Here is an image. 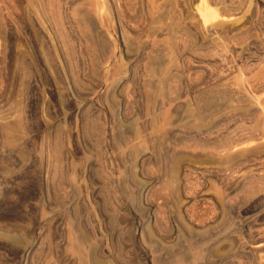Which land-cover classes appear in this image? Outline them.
<instances>
[{
    "label": "rangeland",
    "instance_id": "374dc122",
    "mask_svg": "<svg viewBox=\"0 0 264 264\" xmlns=\"http://www.w3.org/2000/svg\"><path fill=\"white\" fill-rule=\"evenodd\" d=\"M178 1L180 0H176V2L175 0H0V264H88L87 246L90 242L92 243L90 245L94 247L100 243L105 249L103 257L100 254L98 256L94 255L96 260L101 261L102 264H151L149 244H151L150 240L152 239L151 233H154L157 225L148 216L145 198L149 197L147 204L156 203L157 200L160 201L161 198H164L165 193L170 189L171 183L169 184V182H171V179H175L178 170L180 175L184 167L188 170L186 173L189 174L187 175L189 179H186L188 181L186 182L189 183H186L187 185L195 186V184L202 183V188L197 187V189L199 188V191H203L204 193L202 192V194L204 196L211 198V200L217 197L219 185L217 184L216 186V182L212 178L211 180L208 179L209 182L203 181L197 173V171H200L199 168L215 165L209 159L201 156L196 157L204 149L199 142L190 139L191 136L196 135L197 127L202 125V123L206 124L205 126L207 127L217 124L213 126L217 127V131L214 128L216 134L214 133L215 136L211 139L219 135L220 137H216L219 138L218 140L221 139L225 132H229L231 136L234 133L235 135L236 133L237 135L243 133L244 138L247 137L246 141L243 145L237 147V150H241V148L251 150L255 148L256 145L253 146L254 144L261 142L258 141L256 143L252 139L250 140V130L253 126H256V121H259V129L262 130L264 126V0H244L245 6L243 5V8H246L243 13L245 16L243 13L235 15V20H238L241 16L245 17L238 20L242 24V28L230 35L231 40H225V44H230V52H226V54L220 50L210 54L209 49L205 48V46L203 47L198 37H195L196 31L193 26L196 23L197 16H195L193 7L198 3V0H187L185 3ZM165 3L166 5H164ZM218 8L222 9L221 12L219 11L221 14H234L231 9L226 7V9H223L222 5H219ZM117 9H120V11ZM117 12L120 14L119 17ZM239 22L237 25H239ZM122 33H124L123 37ZM104 37L109 38L111 41L112 46L110 45L108 52L103 46ZM239 43L244 44L240 45ZM238 48L243 51L241 50L240 52ZM217 49L221 48L218 47ZM231 53L233 54L231 55ZM237 53L239 54L237 55ZM244 58L245 60H243ZM115 62L121 63L116 64ZM156 62L162 63V74L157 72ZM240 65L241 67H239ZM110 70L112 74L120 73L117 74V79L113 78V75L107 77V73ZM126 71H130L131 84H128L129 81L124 82L125 85L123 84L122 86L120 83L116 84L120 76L126 75ZM132 75L135 78L132 79ZM157 75L160 76L157 77ZM162 79L166 81L163 83L165 87L162 84L164 82ZM113 82H115V85ZM159 85H162L164 89L161 87V90ZM120 86L122 90L124 89V92L128 89L127 87L130 89L134 86L135 89H128V92H130L126 91L127 93H124L122 90H118L121 89ZM144 87H147V90ZM112 89H115L113 90L114 94L110 93ZM89 90L93 91L94 94L89 96L91 92ZM108 90H110L111 97L107 95L109 94ZM164 90L165 92H163ZM232 92L234 93L232 94ZM178 93L181 97L178 96ZM85 94L89 96L87 100L84 99L86 97ZM142 94L144 96L145 94L147 95L144 97ZM153 94L155 99L157 96L160 98L162 95L167 97V94V98H176L177 100L172 103L171 108L177 109L179 111L176 110L178 114L180 112L182 114L180 113L178 118L177 112L169 108L171 113L169 115L167 110V114L169 117L173 116V119L170 117L172 121L175 120L169 132L172 137L170 135L168 137L169 140L165 139L168 141L164 140L162 143L157 141L155 144L153 141L154 146L150 144L151 141L147 142V145L145 144L147 148H144L148 152L151 151V154H149H153L150 157L154 160L150 158L152 162L148 163L147 161L146 166H144L145 180L148 181L146 179L148 176V179L153 182L149 186V194L146 197H142L139 194L135 195L136 182H142L134 168L136 153L130 152V149L123 145L119 149L117 148L122 144L119 141L126 138L124 132H121V134L123 133L125 136L117 132V135L120 136L115 135V140L120 138L118 140L119 143L114 141L115 143L112 147L110 141L113 124L110 114L112 112L114 114L115 110V114L120 113V111L124 113V109H127L125 114L131 115L130 117L133 115H135L133 117H136V114L137 117L138 115L139 117H146L149 113V111L146 113L148 110L145 109L147 107L146 103L148 98H150L149 96L153 99ZM229 95L235 96V98H230L228 97ZM112 97L116 98L115 102ZM123 97L126 98L124 99ZM133 97L134 99H132ZM146 97L147 100L143 101L142 99H146ZM127 98L128 100L132 99V102L130 100L128 102ZM180 98L182 101H180ZM204 101L209 102L212 108V110L210 108L208 111L209 114L206 112L210 117L204 113V119L207 122H205L206 120L202 121L201 118L203 117L200 118L199 116L203 103H205ZM107 102L109 105L111 104L110 108L106 104ZM133 102L136 104L133 105ZM117 104H119V107H116ZM199 105H202L201 109ZM133 106L136 108H133ZM248 109L251 111H247ZM177 118L179 119L178 121ZM227 118L228 120H226ZM105 119L107 125L104 122ZM81 120L83 122L90 121V123H93L92 125L96 124L94 126H98L96 127L98 129L102 128V130H105L107 128L105 130V138L101 136L102 134L99 136L101 138L96 136L98 140H103V142L99 141L100 143H98V145L102 146H95L97 143L94 141L96 140L94 134L84 133L79 126L75 127ZM220 121L223 122L221 123ZM57 129L60 131L61 139L64 141V143L62 141V144L65 146V150L63 148V156L65 155L63 159L66 161L62 160L63 168L59 163L58 165L56 164L55 159L54 137L58 133ZM180 129H182V134ZM240 129L244 131L242 132ZM217 132L221 134H217ZM154 134L157 137V133L155 132ZM89 136H91V139L88 138ZM180 137H187L184 143L177 141ZM216 138L214 140H217ZM94 142L95 144H93ZM177 143L179 144L177 145ZM94 146L96 149L98 148L97 152ZM237 150L235 151L236 154L233 153L234 151L232 152L233 155H239L243 151L242 149L237 153ZM96 153H98V156ZM127 155L130 157L128 158ZM131 156L133 157L131 158ZM237 156L234 157L237 158ZM176 157L178 158L176 160H180L178 163L179 167H177L178 164L174 165ZM92 158L93 160L91 161L90 159ZM101 158L105 159L102 160ZM100 161H102V164H100ZM259 161L257 162L260 164L262 162L264 165V157ZM103 163L105 165L108 163V172L106 171L108 170L107 166H104ZM94 166L95 168L96 166L98 167L97 172L95 171L97 169L90 168ZM103 166L105 169H103ZM261 166H258V168ZM158 167H162V169H157ZM84 168L87 169V172H84ZM102 169L107 174L105 171L103 173ZM172 169L177 171L173 172ZM57 171L60 175L63 172L62 177L58 175ZM99 171H102L103 174L100 175ZM82 172L86 173L84 174L85 176ZM109 173L113 174L109 176ZM261 174L264 176V172L262 173L261 171ZM101 176L103 179H101ZM96 177L100 179L97 180ZM104 177L108 178L107 181ZM92 178L95 181H91ZM118 180H120V183ZM255 181L251 182L253 185H249L250 181H248L249 186L247 182L246 184L239 183L238 187L233 190L225 191V194L228 193L229 199L230 197L232 199H230L231 201L228 199L230 204L226 203V207H223V219H221L222 213L217 209L220 214L215 220H210V222L208 221L204 224L207 225L206 227L204 225L194 227L193 225V232L196 236L200 235L199 237L202 240L199 245H190L189 242L184 241L183 237H181V241L173 237V239H169L168 242L170 243L167 246L169 247L178 241L181 247L178 246L180 248L174 249L175 252L189 247L188 250L189 252L191 251V255L194 254L200 260L205 261L210 255L230 253L229 258L227 257L220 264H264V245L257 248L258 250L253 254L243 253V251L246 252L248 250L247 248L251 244L253 245L252 242L256 243L254 245L259 244V242L264 244V178L261 183H258L260 182L258 180L257 183ZM132 182H134L135 186ZM119 184L121 185L118 186ZM240 184H243L242 187H244L240 188L241 190L239 189L241 187ZM90 187L95 190L93 193H91ZM187 191L181 194L180 192L177 193L178 198L176 195L172 197L173 199L169 198L165 205L161 206L159 204L161 209L157 211L159 212L158 216L161 213L162 216L160 217L162 219H164L163 216H169L170 219L171 216L177 217L184 208L182 201L184 202L185 199L188 201L192 200L191 196H187V193L191 192V190ZM127 192L129 193L127 194ZM255 193L257 194L254 195ZM158 197L160 198L156 199ZM257 197L258 201L256 200ZM259 199L262 200L260 201ZM186 200L185 202H187ZM163 201L159 203L162 204L164 203ZM189 202L191 203V201ZM57 203L60 205L59 207H57ZM190 203L188 206H191ZM231 204L233 206H230ZM182 205L183 208L180 209ZM231 207H233L232 212L234 215L237 214L239 209L242 210L244 207H248L244 216L250 222L244 230H234L237 233L233 231V235L230 234L231 236H229L230 239H226L218 235V232L228 227L230 222L228 216ZM56 210L59 211L55 212ZM52 212L54 214L62 213L61 217L63 220L54 224L55 220L54 222L51 220L53 218H51ZM71 215H73V218ZM160 217H158V220H160L157 224L164 231L166 226L163 225L166 223ZM44 218L48 221H45ZM160 221H164L161 222L163 225L160 224ZM74 222L75 224H73ZM91 223L96 225V227L94 225L96 239H91L87 244H83V247L80 248L82 252L79 254L74 248L75 246L78 247L76 237L81 235L85 237V230L89 228V224L90 226L92 225ZM208 225H210V233L215 230L219 237H216L217 235L213 236L212 239L209 237V232L206 231L208 230L206 229ZM229 226L231 229L233 228L232 225ZM100 227L102 228L100 229ZM140 229L143 231V237ZM249 231L251 232L249 233ZM88 232L89 229L87 230ZM250 234L251 237H249ZM233 239H235V242L232 241ZM29 244H35V254L33 253L34 255L31 258H25L21 252ZM244 247L246 250H244ZM23 259H26V261Z\"/></svg>",
    "mask_w": 264,
    "mask_h": 264
},
{
    "label": "bare ground",
    "instance_id": "6f19581e",
    "mask_svg": "<svg viewBox=\"0 0 264 264\" xmlns=\"http://www.w3.org/2000/svg\"><path fill=\"white\" fill-rule=\"evenodd\" d=\"M114 1V0H113ZM180 1H182L183 3H185V2H187V0H180ZM180 1H178V2H180ZM112 2V1H111ZM110 2V3H111ZM175 2H176V0H175ZM198 3L193 7L194 8V13L196 14L195 16H197V20H196V23L194 24V26L193 27H195L194 28V30L196 31V36L195 37H198V39L201 41V45L204 47L205 46V48H208L209 49V53L211 54H213V52H215L216 50H220L222 53L223 52H225V54H226V52H230V50H229V45H227V44H225V40H228V39H230V35L232 34V33H235L236 31H238L239 29H241L242 28V24H240V22L238 21V20H240L241 18H243L244 16H245V14L243 13L244 12V9L246 8H243V5H244V0H237V2H235V0H198L197 1ZM114 3V2H113ZM125 3V2H124ZM253 3V2H252ZM264 4V3H263ZM116 5V4H115ZM164 5H166V3L164 4ZM179 5V4H178ZM194 5V4H193ZM219 5H222L223 6V9L226 7L227 9H231L233 12H234V14H229V15H226V14H221L220 12H221V10H220V8H218V6ZM245 6V5H244ZM259 7V6H258ZM176 8V7H175ZM188 8V7H187ZM225 8V9H226ZM121 9V8H120ZM120 9L118 10V11H120ZM189 9V8H188ZM190 10V9H189ZM230 10V11H231ZM247 10V9H246ZM261 10H263V9H261ZM164 11V10H163ZM184 11V10H183ZM220 11V12H219ZM223 11H225V10H223ZM229 11V10H228ZM256 11V10H255ZM247 12H248V10H247ZM226 13V12H225ZM238 13L239 14H241V13H243L244 14V16L242 17H240V18H238V20H235V15H238ZM250 13V12H249ZM117 14H118V12H117ZM242 14V15H243ZM119 15L120 14H118L117 16L119 17ZM167 17V16H166ZM171 17V16H170ZM178 17V16H177ZM245 18V17H244ZM256 18H257V16H256ZM129 19V18H128ZM159 19V18H158ZM176 19V18H175ZM174 19V20H175ZM95 20V19H94ZM173 20V21H174ZM178 20V19H177ZM172 21V22H173ZM258 21V20H257ZM239 22V25H237V23ZM242 22V21H241ZM174 23V22H173ZM192 23V22H191ZM246 23V22H245ZM89 24V23H88ZM123 25V24H122ZM250 25V24H249ZM171 27V26H170ZM249 27V26H248ZM175 28H177V27H175ZM180 28V27H179ZM169 29V28H168ZM246 31V30H245ZM190 32V31H189ZM176 33V32H175ZM243 33V32H242ZM124 33H122V37L124 36L123 35ZM174 34V33H173ZM192 34V33H191ZM98 36V35H97ZM174 36V35H173ZM235 36V35H234ZM239 36V35H238ZM241 36V35H240ZM99 37V36H98ZM242 37V36H241ZM105 38V37H104ZM234 38V37H233ZM102 40H103V38H102ZM124 40V39H123ZM231 40V39H230ZM245 40V39H244ZM259 40H260V38H259ZM264 40V39H263ZM194 41V40H193ZM196 41V40H195ZM178 42V41H177ZM227 42V41H226ZM232 42V41H231ZM237 42V41H236ZM246 42V41H245ZM244 42V43H245ZM259 42V41H258ZM184 43V42H183ZM228 43V42H227ZM230 43V42H229ZM233 43V42H232ZM242 43V42H241ZM241 43H239L240 45H243V44H241ZM239 44H238V46H239ZM249 44H250V42H249ZM260 44V43H259ZM110 45H111V41L109 40V38H105L104 39V41H103V46L106 48V51L110 48ZM112 46V45H111ZM261 46V45H260ZM263 46V45H262ZM127 47H129V46H127ZM221 48V49H217V48ZM244 47H246V46H244ZM130 48V47H129ZM201 48V47H200ZM249 48V47H248ZM247 48V49H248ZM131 49V48H130ZM233 49H234V47H233ZM239 49V48H238ZM240 50V49H239ZM242 50V49H241ZM241 50H240V52H241ZM237 51V50H236ZM236 51H234V52H236ZM243 51V50H242ZM245 51H246V49H245ZM252 51V50H251ZM108 52V51H107ZM238 52V51H237ZM249 53V52H248ZM206 54V53H205ZM227 54H229V53H227ZM233 53H231V55H232ZM239 53H237V55H238ZM202 55V54H201ZM252 56V55H251ZM250 56V57H251ZM221 57V56H220ZM249 57V56H248ZM104 58H105V56H104ZM228 58V57H227ZM230 58V57H229ZM260 58V57H259ZM121 59V58H120ZM261 59H262V57H261ZM109 60V59H108ZM134 60V59H133ZM243 60H245V58L243 59ZM249 60V59H248ZM103 61V60H102ZM117 61V60H116ZM228 61V60H227ZM250 61H251V59H250ZM153 62H155V61H153ZM224 62V61H223ZM116 64H119V63H121V62H115ZM114 63V64H115ZM157 64V72L159 73L160 72V74H162L161 73V70H162V63L161 62H156ZM211 63V62H210ZM213 63V62H212ZM243 63V62H242ZM241 63V64H242ZM154 65H155V63H153ZM240 64V63H239ZM244 65V64H243ZM95 66V65H94ZM119 66V65H118ZM129 66V65H128ZM131 66V65H130ZM153 66V65H152ZM165 66V65H164ZM233 66V65H232ZM74 67V66H73ZM115 67H117V66H115ZM238 67V66H237ZM239 67H241V65L239 66ZM135 68V67H134ZM234 68V67H233ZM114 69H116V68H114ZM118 69V68H117ZM121 69V68H120ZM237 69H239V68H237ZM241 69V68H240ZM74 70H75V68H74ZM92 70V69H91ZM119 70V69H118ZM117 70V71H118ZM178 70V69H177ZM221 70V69H220ZM228 70V69H227ZM242 70V69H241ZM112 71H113V69H112ZM112 71L110 70V71H108V73H107V77L108 76H110V75H113V78L115 77L116 78V76L118 77V73L115 75V74H112ZM116 71V70H115ZM128 71V70H127ZM125 72L126 73V75H122V77L120 76L119 78L120 79H118V82L116 83V84H118V83H120L121 84V86L124 84L125 85V83L127 82V81H129L128 82V84H131V81H130V71L129 72ZM264 71V70H263ZM75 72V71H74ZM120 72H121V70H120ZM124 72V71H123ZM156 72V73H157ZM163 72V71H162ZM73 73V72H72ZM106 73V72H105ZM114 73V72H113ZM127 73H129L128 75H127ZM229 73V72H228ZM252 73V72H251ZM74 74V73H73ZM77 74V73H76ZM75 74V75H76ZM95 74V73H94ZM120 74V73H119ZM165 74V73H164ZM247 75V74H246ZM86 76V75H85ZM92 76H93V74H92ZM134 75H132V79L133 78H135V77H133ZM160 76V75H159ZM158 75H157V77H159ZM226 76V75H225ZM75 77V76H74ZM76 77H78V76H76ZM112 77V76H111ZM164 77V76H163ZM79 78V77H78ZM112 78V79H113ZM154 78V77H153ZM162 78V77H161ZM256 78V77H255ZM260 78V77H259ZM264 78V77H263ZM111 79V78H110ZM117 79V78H116ZM144 79V78H143ZM156 79H158V78H156ZM166 79V78H165ZM106 80H107V78H106ZM168 80V79H167ZM248 80V79H247ZM257 80V79H256ZM75 81V80H74ZM73 81V82H74ZM108 81V80H107ZM112 81V80H111ZM110 81V82H111ZM114 81V80H113ZM134 81V80H133ZM137 81V80H136ZM152 81V80H151ZM158 81H159V79H158ZM162 81H164L163 79H162ZM169 81V80H168ZM238 81V80H237ZM254 81V80H253ZM259 81V80H258ZM109 82V83H110ZM125 82V83H124ZM149 82V81H148ZM154 82V81H153ZM161 82V81H160ZM166 81H164V82H162V84L163 83H165ZM227 82V81H226ZM256 82V81H255ZM112 83V82H111ZM137 83V82H136ZM135 83V84H136ZM140 83V82H139ZM159 83V82H158ZM158 83H156V84H158ZM246 83V82H245ZM258 83V82H257ZM113 84L115 85V82H113ZM113 84H111V85H113ZM161 84V83H160ZM230 84H231V82H230ZM234 84V83H233ZM232 84V85H233ZM254 84V83H253ZM259 84V83H258ZM134 85V84H133ZM164 85V84H163ZM236 85V84H235ZM248 85V84H247ZM255 85V84H254ZM253 85V86H254ZM257 85V84H256ZM259 85H261V84H259ZM121 86H120V88H121ZM127 86H129V85H127ZM160 86V85H159ZM179 86V85H178ZM241 86V85H240ZM252 86V87H253ZM79 87V86H78ZM83 87V86H82ZM110 88H111V86H109ZM115 87V86H114ZM126 87V86H125ZM156 87H158L157 85H156ZM161 87H162V85L160 86V89H161ZM164 87H165V85H164ZM227 87V86H226ZM230 87V86H229ZM234 87V86H233ZM238 87V86H237ZM264 87V86H263ZM109 88V89H110ZM128 89H129V87H127ZM131 88H133V89H135L134 88V86L133 87H131ZM131 88L129 89V90H131ZM145 88V87H144ZM147 88V87H146ZM145 88V89H146ZM152 88V87H151ZM242 88H243V86H242ZM79 89V88H78ZM128 89L126 90L127 92H128ZM132 89V91H134ZM153 89V88H152ZM159 88H158V90H160ZM162 89H164L163 87H162ZM161 89V90H162ZM230 89H231V87H230ZM253 89H255V88H253ZM252 89V90H253ZM82 90H84V89H82ZM81 90V91H82ZM113 90H115V89H112V92H110V93H112V94H114L113 92ZM118 90H122V88L121 89H118ZM147 90V89H146ZM237 90V89H236ZM245 90H246V88H245ZM89 91H91V90H89ZM89 91H87V92H89ZM109 91L110 90H108V93H109ZM119 91V92H120ZM123 92H124V89L122 90ZM125 91V92H126ZM131 91V92H132ZM169 91V90H168ZM226 91V90H225ZM233 91H234V89H233ZM238 91H239V89H238ZM237 91V92H238ZM248 91H249V88H248ZM107 92V91H106ZM123 92H121V93H123ZM124 92V93H125ZM126 92V93H127ZM130 92V91H129ZM128 92V93H129ZM136 92V91H135ZM134 92V93H135ZM144 92H145V90H144ZM147 92V91H146ZM157 92V91H156ZM162 92V91H161ZM163 92H165V90L163 91ZM234 92H236V91H234ZM234 92H232V94L234 93ZM242 92V91H241ZM247 92V91H246ZM245 92V93H246ZM251 92V91H250ZM110 93L109 94H107V95H109L110 96ZM118 92H116V94H117ZM148 93V92H147ZM152 93H154V92H152ZM79 94V93H78ZM89 94V93H88ZM88 94H85L86 95V97H84V99H86L87 100V98L90 96V95H92V94H94V92L93 91H91L90 92V94H89V96H87ZM111 94V95H112ZM132 94V93H131ZM136 94V93H135ZM155 94V93H154ZM154 94H153V99H152V95H151V93H149V95H151V96H149L150 98H148V100H147V97H146V99H142L143 101L144 100H147L148 102L146 103V105H147V107H145V109L147 110H145L146 111V113L149 111V113L146 115V117H139V115H138V117H137V114H136V117H133V116H135V115H133L132 117H130L131 115H127V114H125L126 112H127V109L125 110L124 109V113H121V111H120V113H118V114H115V111H114V114H113V112H112V114H110L111 115V118H112V127H111V144H112V147H113V144L115 143L114 141H117L118 142V140L120 139V138H118V137H116V138H118V140H115V135L116 136H120V135H122L121 134V132H124L125 134H126V138L124 139V140H120L119 142H121L122 144H121V146H119V147H117L118 149L120 148V147H122V145L123 146H125V147H127V149L129 148L130 149V152L132 151L135 155H136V163H135V165H134V168L136 169V172L138 173V178H140L139 180L140 181H142V182H136V186H135V184H134V182H132L133 183V185L135 186V189H136V191H135V195H137V194H139V195H142V197L144 196V197H146L148 194H149V191H150V185L152 184V182L153 181H151V179H148L149 177L147 176L146 177V179L148 180V181H146L145 180V173H144V166H146L145 164H146V162L148 161V163L149 162H152L151 160H153L151 157L153 156V154L152 155H150L151 153V151L150 152H148V151H146V149L145 148H147V146H145V144L147 143V142H149V141H151L150 142V144H152L153 146L156 144V142L157 141H159L160 143H162L165 139H168V137H170V131H171V129H172V126L174 125V121H172L171 120V118L170 117H172V119H173V116H168V114L170 115V113L171 112H169V110H171L172 108H171V105H172V103L173 102H175V100H177L176 98H167L168 97V94H167V97H165V96H160V98L157 96V98L155 99V97H154ZM158 94V93H157ZM156 94V95H157ZM160 94V93H159ZM162 94H166V93H162ZM172 94V93H171ZM236 94V93H235ZM234 94V95H235ZM239 94H241V93H239ZM252 94V93H251ZM84 95V94H83ZM117 95H119V94H117ZM122 95V94H121ZM123 95H125V94H123ZM129 95V94H128ZM143 95V94H142ZM147 94H145V96H146ZM161 95V94H160ZM221 95V94H220ZM237 95V94H236ZM80 96V95H79ZM115 96V95H114ZM113 96V97H114ZM126 96V95H125ZM133 96V95H132ZM144 96V95H143ZM144 96V97H145ZM177 96V95H176ZM175 96V97H176ZM178 96H180V94L178 93ZM177 96V97H178ZM240 96V95H239ZM238 96V97H239ZM256 96V95H255ZM111 97V96H110ZM112 97V98H113ZM120 97V96H119ZM131 97V96H130ZM141 97V96H140ZM181 97V96H180ZM228 97H230V98H235V96H231V95H229ZM227 97V98H228ZM238 97H236V98H238ZM241 97H242V95H241ZM251 97V96H250ZM258 97V96H257ZM124 98V97H123ZM126 98V97H125ZM124 98V99H125ZM129 98V97H128ZM128 98H127V101L128 102H132V99H134V97L129 101L128 100ZM159 98V99H158ZM179 98V97H178ZM226 98V97H225ZM242 98H244V96L242 97ZM241 98V99H242ZM83 99V100H84ZM114 99V102H115V100H116V98H113ZM118 99H120V98H118ZM123 99V100H124ZM247 99V98H246ZM253 99V98H252ZM260 99V98H259ZM81 100V99H80ZM108 100H111V99H108ZM121 100H122V97H121ZM121 100H120V102H121ZM137 100V99H136ZM228 100H230V99H228ZM239 100V99H238ZM244 100V99H243ZM125 101V100H124ZM123 101V102H124ZM141 101V100H140ZM140 101H138V102H140ZM180 101H182L181 100V98H180ZM179 101V102H180ZM212 101V100H211ZM240 101V100H239ZM256 101H257V99H256ZM119 102V101H118ZM117 102V103H118ZM126 102V101H125ZM127 102V103H128ZM137 102V103H138ZM205 102V101H204ZM237 102V101H236ZM244 102V101H243ZM249 102V101H248ZM262 102V101H261ZM134 103V102H133ZM181 103H183V102H181ZM215 103V102H214ZM228 103V102H227ZM250 103V102H249ZM253 103V102H252ZM84 104V103H83ZM106 104H108V102L106 103ZM112 104H114V103H112ZM130 104V103H129ZM136 103H134L133 105H135ZM139 104V103H138ZM137 104V105H138ZM175 104V103H174ZM180 104V103H179ZM186 104H188V103H186ZM200 104V103H199ZM212 104V103H211ZM221 104V103H220ZM260 104V103H259ZM87 105V104H86ZM109 105V104H108ZM111 105V104H110ZM110 105H109V108H110ZM119 104H117L116 105V107L118 106ZM125 105H127V104H125ZM124 105V106H125ZM132 105V104H131ZM136 105V106H137ZM140 105H141V103H140ZM139 105V106H140ZM145 105V106H146ZM181 105V104H180ZM183 105V104H182ZM262 105V104H261ZM123 106V107H124ZM128 106V105H127ZM142 106V105H141ZM174 106V105H173ZM184 106V105H183ZM200 106V105H199ZM212 106H214V105H212ZM108 107V106H107ZM112 107V106H111ZM119 107V106H118ZM120 107H122L121 105H120ZM128 107H130V106H128ZM138 107V106H137ZM175 107V106H174ZM178 107V106H177ZM176 107V108H177ZM187 107V106H186ZM185 107V108H186ZM201 107H202V105L200 106V109H201ZM216 107V106H215ZM250 107V106H249ZM253 107V106H252ZM113 108V107H112ZM127 108V107H126ZM132 108V107H131ZM130 108V109H131ZM133 108H136V107H134L133 106ZM169 108H171V109H169ZM179 108H181V106H179ZM178 108V109H179ZM210 108H211V105H210V103L209 102H205V103H203V107H202V109H201V111H200V113H199V116H200V118L201 117H203V118H201L202 119V121H205L206 119H204V113H208L209 114V110H210ZM258 108V107H257ZM92 109V108H91ZM114 109V108H113ZM112 109V110H113ZM116 109V108H115ZM123 109V108H122ZM129 109V108H128ZM174 109V108H173ZM173 109H172V111H173ZM182 109H184L183 107H182ZM109 110V109H108ZM111 110V111H112ZM132 111H133V109H131ZM130 110V111H131ZM142 110H144L143 108H142ZM166 110V111H165ZM167 110H168V114H167ZM177 110V109H176ZM175 109H174V111L175 112H177ZM179 110H181V109H179ZM211 110H212V108H211ZM255 110V109H254ZM110 111V112H111ZM118 111V110H117ZM129 111V110H128ZM134 111H135V109H134ZM139 111V110H138ZM144 111V112H145ZM247 111H251V110H247ZM136 112H137V110H136ZM142 112V111H141ZM179 112V111H178ZM178 112H177V114H178ZM211 112H213V111H211ZM210 112V113H211ZM255 112V111H254ZM78 113H79V111H78ZM101 113V112H100ZM103 113V112H102ZM130 113V112H129ZM128 113V114H129ZM140 113V112H139ZM145 113V114H146ZM174 113V112H173ZM181 113V112H180ZM180 113L178 114V118L180 117ZM206 113V114H207ZM134 114V113H133ZM144 114V113H143ZM182 114V113H181ZM207 114V115H208ZM213 114V113H212ZM78 115H80V114H78ZM253 115H254V113H253ZM256 115V114H255ZM81 116H83L82 114H81ZM177 115H176V113H175V117H176ZM226 116H227V114H226ZM226 116H225V118H226ZM249 116V115H248ZM252 116V115H251ZM77 117V116H76ZM79 117V116H78ZM103 117V116H102ZM101 117V118H102ZM174 117V118H175ZM181 117H183V116H181ZM208 117H210V115H208ZM207 117V118H208ZM222 117V116H221ZM227 117H229V116H227ZM106 118V117H105ZM177 118V121L179 120ZM224 118V119H225ZM262 118V117H261ZM82 119V118H81ZM99 119V118H98ZM107 119V118H106ZM106 119L104 120V122L106 123ZM176 119V118H175ZM181 119V118H180ZM209 119V118H208ZM229 119H230V117H229ZM256 119V118H255ZM84 120H85V117H84ZM219 120V119H218ZM223 120V119H222ZM226 120H228V118L226 119ZM257 120H258V118H257ZM262 120V119H261ZM78 121V120H77ZM100 121V120H99ZM183 121V120H182ZM182 121H179V122H182ZM224 121V120H223ZM222 121V122H223ZM236 121V120H235ZM256 121V120H255ZM205 122H207V120L205 121ZM217 122V121H216ZM219 122V121H218ZM221 122V121H220ZM221 122V123H222ZM224 122H226V121H224ZM229 122H230V120H229ZM232 122V121H231ZM253 122V121H252ZM259 122V121H258ZM257 121H256V126H253V128L250 130V140L252 139L254 142H258V141H261V142H258L257 144H254L253 146H255V148H253V149H251V150H248L247 148L245 149V148H241V150L243 149V151L242 152H240L241 150H237V147H239V146H241V145H243L244 143H245V141H246V138H244V135H243V133L242 134H238L237 135V133H236V135H235V133H234V135H229L230 133L229 132H225V134L223 135V136H221V139L220 140H218L219 138H216V137H218L219 135H216V139L217 140H214V139H211L212 137H214L215 136V134H216V132H214V128H215V130L217 131V127H213V126H216V125H213L212 127H207V126H205L203 123H202V125H199L198 127H197V133H196V135H193V136H191V138L190 139H194L195 141H197V142H199V144L200 145H202L203 146V148L204 149H202L201 150V153H200V155H196V157L197 156H201V157H204L205 159H209L210 160V162H212L213 164H215V165H213V166H206V167H204V168H202V169H200L199 168V170L200 171H197V173H198V175L199 176H201V179L203 180V181H205V182H209V180H211V178L213 179V181L214 182H216V186H217V184L219 185L218 187V193H217V197H215L214 199L212 198V200H211V198H207V196H204L203 194H202V192L201 191H199L198 189H197V187H200V188H202V183H199L198 185L197 184H195V186H192V185H187V184H189V183H187L188 181L186 180L187 178H188V176L187 175H189L188 173H186V172H188V170L186 169V167H184V168H182L183 169V171L182 170H180V171H182V173L179 175L178 173H179V170H178V173H177V175H176V177H175V179L174 180H172L171 179V182H169V184H170V189H169V191L167 190V192L165 193V196H164V198H161V200L160 201H163L164 203H159L160 201H158V203H157V201H156V203H149V204H147V199H149V197H147V198H145L146 200H145V202H146V205H147V207H146V210H148V216H149V218H152V220H153V222H154V224L155 225H157L156 227H157V229L154 231V233H151L152 234V239L150 240V242H151V244H149L150 245V250H149V253H150V261H151V264H220L221 262H223L224 260H226L227 259V257L228 256H230V253L227 255V254H222V255H218V254H214V255H210L209 256V258L205 261V260H200L199 258H198V256H196V255H194V254H190L191 253V251L189 252V247L187 248V249H185V250H183L182 248V250H180L179 249V251H177V252H175V250H176V248L178 247V246H180L179 244H180V242H178L180 239H181V237H183L184 238V241L185 242H189V244L190 245H199L201 242H202V240H201V237H199V236H196V234L193 232V225H194V227L195 226H198V225H204V224H206L208 221L210 222V220H215V218L218 216V214H220V213H218V211H217V209H219V211L222 213V218L221 219H223V207H226V203H229L230 204V202H229V200L230 199H232L231 197H230V199H229V195H228V193L227 194H225V191L226 190H233L235 187H238V185H239V183H245L246 184V182H247V185H248V181H250L249 182V185L250 184H252L253 183V181H255L256 183L258 182V181H260V182H258V183H261V180L263 181V178H264V176L261 174V171H262V173L264 172L263 171V169H262V167H264V165L262 164V162H261V164L260 163H258L257 161H261V158H263L264 157V126H263V128H262V130L261 129H259L258 127L260 126L259 125V123H258ZM78 123V122H77ZM199 123H201V122H199ZM237 123V122H236ZM255 123V122H254ZM263 123H264V119H263ZM93 123L91 122L90 123V121L89 122H83L82 120H81V122H79V124L78 125H76L75 127H77V126H79L80 127V130L82 131V132H87L88 134H94L93 136L96 138V136H98V138H101V137H99L101 134V136L103 137V138H105L106 136V132H105V130L107 129H105V130H102V128L101 129H98V128H96V127H98V126H94V125H96V124H94V125H92ZM220 124V123H219ZM218 124V125H219ZM101 125V124H100ZM106 125H107V123H106ZM178 125H180V123H178ZM177 125V126H178ZM208 126H209V124H207ZM221 125V124H220ZM262 125V124H261ZM102 126V125H101ZM100 126V127H101ZM229 126V125H228ZM227 126V127H228ZM104 127H105V125H104ZM223 127V126H222ZM252 127V126H251ZM174 128V127H173ZM212 128V129H211ZM2 129H3V127H2ZM76 129H78V128H76ZM218 129H219V127H218ZM222 129V128H221ZM246 129H248V128H246ZM58 130V129H57ZM181 130V134H182V129H180ZM224 130H225V128H224ZM241 130V129H240ZM5 131V130H4ZM60 131H61V128H60ZM59 130H58V133H57V135L54 137L55 139V159H56V164L58 165V163H59V165H61L62 166V168H63V166L64 165H62V160H65V159H63V157H65V155L63 156V154H64V151H63V148H64V150H65V146H63V144H62V141H63V139H61V134L59 133L60 132ZM63 131V130H62ZM70 131V130H69ZM173 131V130H172ZM179 131V130H178ZM242 131V130H241ZM241 131H239V132H241ZM244 131V130H243ZM242 131V132H243ZM57 132V131H56ZM73 132V131H72ZM120 132V135H117L118 133ZM157 133V137H155L154 135V133ZM218 132H219V130H218ZM217 132V134H221V133H218ZM238 132V133H239ZM62 133V132H61ZM68 133V132H67ZM78 133H79V131H78ZM77 133V134H78ZM81 133V132H80ZM83 133V134H84ZM175 133H176V130H175ZM215 133V134H214ZM56 134V133H55ZM69 134V133H68ZM125 134H123V136H125ZM154 134V135H153ZM158 134H160V135H158ZM180 134V135H181ZM214 134V135H213ZM232 134V133H231ZM76 135V134H75ZM104 135V136H103ZM174 135V134H173ZM176 135V134H175ZM179 135V136H180ZM213 135V136H212ZM68 136V135H67ZM69 136H70V134H69ZM68 136V137H69ZM122 136V137H123ZM186 136V135H185ZM63 137V136H62ZM72 137V136H71ZM94 137H93V139H94ZM171 137H172V135H171ZM175 138H176V136H174ZM220 137V136H219ZM88 138H90L91 139V136H89ZM182 137H180V139H178L177 141L178 142H180V143H184V141L186 140V138L187 137H184V138H182ZM70 139V138H69ZM68 139V140H69ZM171 139V138H170ZM173 139V138H172ZM249 139V138H248ZM105 140V139H104ZM169 140V139H168ZM168 140H165V141H168ZM70 141V140H69ZM92 141V140H91ZM91 141H89V142H91ZM94 141H96V143H97V145L95 144V142L93 143V144H95V146L96 147H99V146H102V145H98V143H100V142H103V140L101 141V140H98L97 138H96V140H94ZM100 141V142H99ZM107 141V140H106ZM155 142V144H153L152 142ZM173 141H174V139H173ZM105 142V141H104ZM117 142H116V144H117ZM118 142V143H119ZM63 143H64V141H63ZM92 143V142H91ZM90 143V144H91ZM166 143V142H165ZM172 143V142H171ZM102 144V143H101ZM175 144V143H174ZM174 144H172V145H174ZM179 143H177V145H178ZM247 144H248V142H247ZM105 145V144H104ZM147 145V144H146ZM159 145V144H158ZM166 145H168V144H166ZM91 146V145H90ZM94 146V147H95ZM169 146V145H168ZM249 146H251V145H249ZM252 146V147H253ZM69 147V146H68ZM96 147H95V149H96ZM116 147V146H115ZM124 147V148H125ZM144 149H143V148ZM156 147V146H155ZM154 147V148H155ZM171 147V146H170ZM248 147V146H247ZM92 148V147H91ZM102 148V147H101ZM101 148H99V149H101ZM157 148V147H156ZM94 149V150H95ZM126 149V150H127ZM150 149V148H149ZM153 149V148H152ZM207 149H210V150H207ZM97 150H98V148L95 150L96 152H97ZM102 150V149H101ZM116 150V149H115ZM121 150V149H120ZM148 150V149H147ZM237 150V153L238 152H240V154L237 156V155H233V153H235V151ZM123 151H124V149H123ZM123 151H122V153H123ZM234 151V152H233ZM159 152V151H158ZM175 152V151H174ZM233 152V153H232ZM66 153V152H65ZM98 153H100L99 151H98ZM98 153H96L97 154V156H98ZM101 153H103L102 151H101ZM121 153V152H120ZM150 153V154H149ZM154 153V152H153ZM68 154V153H67ZM91 154V153H90ZM236 154V153H235ZM124 155V154H123ZM125 155H126V153H125ZM129 155H130V153H129ZM131 155H132V153H131ZM155 155V154H154ZM99 156H100V154H99ZM120 156H122L121 154H120ZM151 156V157H150ZM156 156V155H155ZM234 156H237V158L236 157H234ZM67 157V156H66ZM100 157H102V156H100ZM127 157H128V155H127ZM130 157V156H129ZM128 157V158H129ZM133 156H131V158H132ZM96 158V157H95ZM127 158V159H128ZM150 158H151V160H150ZM98 159H100V158H98ZM102 159V158H101ZM103 159H105V158H103ZM102 159V160H103ZM160 159H161V157H160ZM176 159H178L177 157L174 159V162H175V160ZM91 161L93 160V158L92 159H90ZM133 160V159H132ZM162 160V159H161ZM160 160V161H161ZM66 161V160H65ZM106 161V160H105ZM154 161V160H153ZM156 161H158V160H156ZM179 161L180 160H176V162H175V164L174 165H177L178 163H179ZM259 161V162H260ZM97 162H98V160H97ZM101 163L100 164H102V161H100ZM125 162V161H124ZM132 162V161H131ZM61 163V164H60ZM63 163H65V162H63ZM94 163H96V161H94ZM134 163V162H133ZM157 163V162H156ZM85 164V163H84ZM89 164H90V162H89ZM92 164H93V162H92ZM98 164H99V162H98ZM104 164V166H107L108 165V163H106L107 165H105V163H103ZM159 164V163H158ZM157 164V165H158ZM173 164V163H172ZM70 165V164H69ZM88 165V164H87ZM125 166H126V164H124ZM147 165H149V164H147ZM159 165H161V164H159ZM173 165V166H174ZM260 165H262L260 168H258V166H260ZM90 166V165H89ZM100 166V165H99ZM104 166H103V169H105L104 168ZM110 166V165H109ZM113 166V165H112ZM156 166V165H155ZM162 166V165H161ZM164 166V165H163ZM60 167V166H59ZM58 167V168H59ZM177 167H179V164H178V166ZM58 168H56V169H58ZM62 168H61V170H62ZM86 168L88 169V167L86 166ZM86 168H84L83 170H84V172H87V169ZM90 168H95V166L94 167H90ZM98 167L96 166V168L95 169H97ZM101 168H102V165H101ZM106 168H108V166L106 167ZM131 168H133V167H131ZM145 168H147V167H145ZM162 169V167H158L157 169ZM60 169V168H59ZM92 169H90V170H92ZM94 169V170H95ZM102 169V170H103ZM112 169V168H111ZM179 169V168H178ZM189 169V168H188ZM196 169V168H195ZM99 170H100V167H99ZM130 170V169H129ZM146 170V169H145ZM164 170V169H163ZM163 170H162V172H163ZM192 170V169H191ZM190 170V171H191ZM89 171V170H88ZM96 172L98 171V169L97 170H95ZM105 170H103V173H105L106 171L108 172L109 171V168H108V170H106L105 172H104ZM113 171V170H112ZM135 171V170H134ZM172 171H173V169H172ZM175 172L177 171V170H174ZM173 171V172H174ZM58 172V171H57ZM59 172H60V170H59ZM59 172H58V175H60L59 174ZM92 172V171H91ZM100 172V171H99ZM107 172H106V174H107ZM127 172V171H126ZM192 172V171H191ZM63 173V172H62ZM61 173V177H62V174ZM83 173V172H82ZM90 173V172H89ZM101 174L100 175H102L103 173H102V171L100 172ZM114 173V172H113ZM113 173H109V176L110 175H112ZM165 173V172H164ZM194 173V172H193ZM84 174H86V173H83V175ZM92 174V173H91ZM97 175H98V173H96ZM147 174V173H146ZM57 175V176H58ZM77 175V174H76ZM79 175V174H78ZM89 175V174H88ZM115 175V174H114ZM59 176V177H60ZM85 176V175H84ZM84 176H83V178H84ZM105 176V175H104ZM109 176H106V177H109ZM165 176V175H164ZM60 177V178H61ZM79 177H80V175H79ZM90 177V176H89ZM88 177V178H89ZM99 177V176H98ZM98 177H96L97 178V180L98 179H100V178H98ZM118 177V176H117ZM163 177V176H162ZM86 178V177H85ZM150 178H152V177H150ZM158 178V177H157ZM173 178H174V176H173ZM250 178H251V180H252V178H253V180L251 181L250 180ZM82 179V178H81ZM101 179H103L102 178V176H101ZM104 179H106L105 177H104ZM108 179V178H107ZM107 179H106V181H107ZM112 179V178H111ZM127 179V178H126ZM129 179V178H128ZM155 179V178H154ZM189 179V178H188ZM209 179V180H208ZM87 180V179H86ZM89 180V179H88ZM94 179L92 178V180L91 181H93ZM110 180V179H109ZM121 180H122V178H121ZM145 180V181H144ZM158 180V179H157ZM201 180V181H202ZM258 180V181H257ZM61 181V180H60ZM59 181V182H60ZM91 181H90V183H91ZM95 181V180H94ZM100 181H102V180H100ZM114 181V180H113ZM119 181V183H120V180H118ZM125 181V180H124ZM129 181V180H128ZM159 181V180H158ZM187 181V182H186ZM195 181V180H194ZM126 182V181H125ZM166 182H168V181H166ZM190 182V181H189ZM196 182V181H195ZM252 182V183H251ZM87 183V182H86ZM106 183V182H105ZM108 183V182H107ZM110 183V182H109ZM123 183V182H122ZM131 183V184H132ZM187 183V184H186ZM97 184V183H96ZM99 184H100V182H99ZM104 184V183H103ZM103 184H101V185H103ZM115 184V183H114ZM169 184H168V186H169ZM194 184V183H193ZM206 184V183H205ZM75 185V184H74ZM94 185V184H93ZM121 184H119L118 186H120ZM123 185V184H122ZM165 185V184H164ZM241 185V187H239V189L240 188H244V187H242L243 186V184H240ZM248 185V186H249ZM253 185V184H252ZM92 186V185H91ZM106 186V185H105ZM126 186V185H125ZM167 186V187H168ZM204 186V185H203ZM258 186V185H257ZM264 186V185H263ZM263 186H261V187H263ZM95 187V186H94ZM94 187H93V189H94ZM122 187V186H121ZM247 187V186H246ZM91 188V190H92V187H90ZM110 188V187H109ZM216 189H217V187H215ZM259 188H260V186H259ZM121 189H123V188H121ZM125 189V188H124ZM238 189V188H237ZM236 189V190H237ZM89 190V189H88ZM190 191L191 190V192H188V191ZM201 190V189H200ZM220 190V191H219ZM235 190V191H236ZM241 190V189H240ZM260 190H262V189H260ZM259 190V191H260ZM93 191H95V190H92V192L91 193H93ZM124 191V190H123ZM185 191H187L188 193H187V196H191L192 198V200H193V202H192V200H189V201H191V203L188 201V200H186L187 202H185V200H184V202L182 201V200H180V201H182V204L184 205V208H183V205H182V207L180 208V209H182L183 208V210H182V212L180 211L179 212V214H178V216L177 217H173V216H171V219H170V217L169 216H163V218L164 219H162L160 216H162V214L160 215L159 214V216H158V213L159 212H157V211H159V209H161V206L162 205H165L166 203H167V200L169 199V198H172L174 195H176L177 196V198H178V194L177 193H179L180 192V194L181 193H184ZM258 191V192H259ZM263 191V190H262ZM261 191V192H262ZM118 192V191H117ZM130 192V191H129ZM129 192H127V194L129 193ZM204 193V192H203ZM232 193V192H231ZM252 193V192H251ZM260 193V192H259ZM125 195H127L126 193H124ZM151 194V193H150ZM230 194V193H229ZM257 193H255L254 195H256ZM93 195V194H92ZM124 195V196H125ZM252 195V194H251ZM259 195V194H258ZM257 195V196H258ZM89 196V195H88ZM94 196V195H93ZM92 196V197H93ZM129 196V195H128ZM185 197H186V195H185ZM212 197V196H211ZM135 198V197H134ZM160 197H158V198H156V199H159ZM184 198V197H183ZM59 199V198H58ZM61 199V198H60ZM163 199V200H162ZM173 199V198H172ZM229 199V200H228ZM62 200V199H61ZM175 200H178V199H175ZM174 200V201H175ZM256 200L258 201V197L256 198ZM260 200V199H259ZM262 200V199H261ZM260 200V201H261ZM60 201V200H59ZM116 201V200H115ZM171 201V200H170ZM179 201V200H178ZM231 201V200H230ZM61 202H63V201H61ZM172 202V201H171ZM232 202H233V200H232ZM175 203H176V201H175ZM191 204V206H188V204ZM252 203V202H251ZM259 203V202H258ZM58 204V203H57ZM114 204V203H113ZM161 206H160V205ZM180 204H181V202H180ZM247 204V203H246ZM246 204H245V206H246ZM62 205V204H61ZM72 205V204H71ZM76 205V204H75ZM176 205V204H175ZM233 205H235L234 203H233ZM232 204L230 205V206H233ZM248 205V204H247ZM60 205L58 204V206L57 207H59ZM63 206V205H62ZM244 206V205H243ZM116 207V206H115ZM177 207V206H176ZM229 207V206H228ZM250 207V206H249ZM63 208V207H62ZM65 208V207H64ZM179 208V207H178ZM232 208L233 207H231V210H230V213H229V224H228V227H225L224 228V230L223 231H221L220 232V230H219V232H218V235H220V236H222V238H229V236H231L230 234H232V232L234 231V230H244V228H246L247 226H248V223L250 222V220L249 219H247L245 216H244V214L247 212V210H248V207H244L242 210L241 209H239V211L237 212V214L236 215H234V213L232 212ZM120 209V208H119ZM180 209H178V210H180ZM164 210V209H163ZM229 210V209H228ZM241 210V211H240ZM57 211H59V210H56L55 212H57ZM74 211V210H73ZM162 211V210H161ZM64 212V211H63ZM53 213V212H52ZM165 213V212H164ZM62 214V213H61ZM61 214H54L53 213V215H55V216H51V220H53V222H54V220H55V222H54V224L57 222V223H59L58 221H61V220H63L62 219V217H61ZM65 214V213H64ZM167 214V213H166ZM171 214V213H170ZM169 214V215H170ZM44 215V214H43ZM86 215V214H85ZM174 215V214H173ZM72 216V218H73V215H71ZM76 216V215H75ZM88 216V215H87ZM132 216V215H131ZM158 217H160L162 220H164L165 221V225H163V224H161V222H164V221H160V224L161 225H163V226H166V229H164V231H163V229H161L160 227H159V225L157 224L158 223V221L160 220H158ZM71 218V219H72ZM94 218V217H93ZM45 219V218H44ZM76 219V218H75ZM260 219V218H259ZM47 219H45V221H46ZM86 220V219H85ZM92 220V219H91ZM48 221V220H47ZM74 221V220H73ZM79 221V220H78ZM83 221V220H82ZM259 221V220H258ZM95 222V221H94ZM101 222V221H100ZM212 222V221H211ZM214 222V221H213ZM116 223V222H115ZM73 224H75V222L73 223ZM92 225L90 226V224H89V232L87 233V230L88 229H86L85 231H86V233H85V237H82V235L81 236H77L76 237V239H77V246L78 247H74V248H76L75 250H77L78 252H79V254L82 252V250L80 249L81 247H83L82 245L83 244H87L88 242H90L91 241V239H96V234H95V227H96V225L95 224H93V223H91ZM210 224V223H209ZM94 225H95V227H94ZM160 225V226H161ZM229 225H232V229H231V227L229 226ZM99 226V225H98ZM97 226V227H98ZM100 226H101V224H100ZM205 227L207 226V225H204ZM209 226L210 225H208V227L206 228V229H208V230H206V231H208L209 232V237H211V239H212V237L214 236L215 237V235H217L216 233H217V231H213V233H212V235H211V233H210V231H209ZM74 228H76L75 226H73ZM88 227V226H87ZM119 227V226H118ZM102 227H100V229H101ZM204 228V227H203ZM72 230H73V228H72ZM75 230V229H74ZM141 230V229H140ZM142 231V230H141ZM141 231H140V233H141ZM195 231H197V230H195ZM203 231H205V230H203ZM161 232H163V233H161ZM207 232V233H208ZM235 232V231H234ZM251 231H249V233H250ZM260 232V231H259ZM262 232V231H261ZM79 233V232H78ZM235 233H237V232H235ZM203 234V233H202ZM252 234V233H251ZM251 234L249 235V237H251ZM142 237H143V231H142ZM198 235V234H197ZM206 235V234H205ZM216 236V237H219V236ZM233 235V234H232ZM207 236V235H206ZM205 236V237H206ZM253 236V235H252ZM259 236V235H258ZM258 236H256V237H258ZM264 236V235H263ZM173 237H175V239H177L178 241L176 242V243H174L173 245H171V246H167V244L168 243H170V242H168L169 241V239H173ZM203 237V236H202ZM204 237V238H205ZM208 237V236H207ZM98 238V237H97ZM237 238V237H236ZM22 239V238H21ZM102 239V238H101ZM144 239H145V237H144ZM144 239H143V241H144ZM206 239V238H205ZM230 239V238H229ZM16 240V239H15ZM210 240V239H209ZM235 239H233L232 241H234ZM236 240H238V239H236ZM19 241V240H18ZM76 241V240H75ZM181 241V240H180ZM245 241V240H244ZM244 241H242V242H244ZM149 242V243H150ZM174 242V241H173ZM235 242V241H234ZM144 243H145V241H144ZM231 243V242H230ZM236 243H238L237 241H236ZM248 243V242H247ZM253 243V245L251 244L247 249V251L245 252V251H243V253H254V252H256V250H258L257 248H259V247H262V245H264V244H262L263 242H259V244H257V245H254V243L255 242H252ZM20 244V243H19ZM75 244V243H74ZM90 244H92L91 242H90ZM89 243H88V249H87V253H88V258H89V262H88V264H102L101 263V261H99V260H96V258H95V256L97 255H102V257L104 256V254H105V249H103V246L100 244H96V247H94V246H92V245H90ZM203 244V243H202ZM256 244V243H255ZM234 245H235V243H234ZM85 246V245H84ZM98 246V247H97ZM184 246H186V245H184ZM35 244H29L28 246H25V248L22 250V252H21V254H22V256H24L25 258H31L32 257V255H34L35 253H34V251H35ZM149 247V246H148ZM181 247V246H180ZM180 247H178V248H180ZM199 247V246H198ZM105 248V247H104ZM84 249V248H83ZM175 249V250H174ZM234 249V248H233ZM172 250H174V251H172ZM244 250H246L245 249V247H244ZM170 251H171V253H170ZM232 251V250H231ZM34 253V254H33ZM84 253V252H83ZM97 253V254H96ZM234 253V252H233ZM232 254V253H231ZM95 255V256H94ZM107 255V254H106ZM250 255V254H249ZM255 255V254H254ZM261 255V254H260ZM21 256V255H20ZM236 256V255H235ZM23 257V258H24ZM86 257V256H85ZM233 257H234V255H233ZM229 258V257H228ZM108 259V258H107ZM232 259V258H231ZM262 259V258H261ZM23 260H25L26 261V259H23ZM28 260H30V259H28ZM22 262V261H21ZM24 264V263H23Z\"/></svg>",
    "mask_w": 264,
    "mask_h": 264
}]
</instances>
